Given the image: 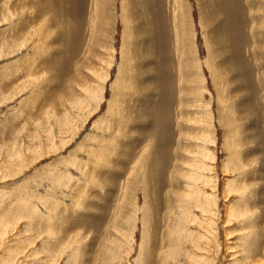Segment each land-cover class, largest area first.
<instances>
[{
	"label": "rangeland",
	"instance_id": "1",
	"mask_svg": "<svg viewBox=\"0 0 264 264\" xmlns=\"http://www.w3.org/2000/svg\"><path fill=\"white\" fill-rule=\"evenodd\" d=\"M120 1L122 2V0H107L105 8L103 6L104 2L102 5L100 0H79L80 9H77L74 0H27L24 2L25 5L23 0H1L0 2V15L4 13L9 17L8 21L16 22V30H19L18 37L15 38V35H13L11 42L17 39V42L20 43L22 39H25L31 45L30 51H27V65L32 64V70L30 71L29 67L28 75L21 71L18 65L19 62H16L9 77H0V220L7 224L3 228L8 238L6 242L10 241L9 238H13L12 233L17 229L13 234L19 238L12 241V243L17 248L20 247L19 250L28 246L27 250L30 249L29 252L31 253L34 248H40L41 252L37 256L30 257L31 264H133L143 240L145 242L144 248L147 249V252L149 251V253H145L146 262L148 258L149 262L151 260V255H149L151 254V246H156L155 253L157 254L154 258L161 260L164 257L162 260H165L170 249V238H174L172 236L167 237V234H171L176 235L173 242L176 257L164 261L163 264H170L175 261L181 264H227L226 256L229 254V245L232 242L243 243L244 237H250L247 242L255 241V244L251 247L252 256L256 259L254 261L256 264H264V0H238V8H234L235 3L229 0H213L212 12L207 11L203 19L200 14L203 9L200 7L199 0H187V3L184 2L185 0H176L179 8L176 14L177 5H175L174 0H162L165 16L163 29L166 28V47H169L166 63L171 78L169 82L172 86L171 90L162 89L160 83L162 79L161 71L153 65L152 67L155 68L159 78L154 76L153 83L160 90L156 97L157 104L160 105L156 127L152 124H144V129L139 134L138 129L140 128L135 125L137 122H135V117L131 118L132 122L128 120L124 128H121L120 125L118 130L115 129L114 122H112V128L104 125L109 122L108 117L96 122L107 109L106 103H103L102 110L89 116L87 122L83 123L84 128L82 127L81 131H77L80 134L77 139L80 138L81 143L83 142L85 146L89 144L88 137L92 135L91 141H94L95 136L99 135L100 143H97L95 149L89 152V146L85 147L86 149L79 147L76 149L77 151L72 150V147L60 148L51 155L49 153H47L48 155L43 154L37 159L38 161L34 160L27 168L19 169L13 174L12 172H5V169L6 171L10 170V166L3 168V158L11 153L13 147L24 150L23 148H27L24 145L29 144L31 147L29 152L33 154L38 149L44 150L51 145L52 142L47 141L46 138L50 134L49 131H54L53 134L56 137L59 134L56 118L51 117L48 119L47 115L43 113L47 110V107L44 110L40 109L39 114L34 110L29 115L19 111V109L21 110L19 91L23 89L24 84L37 82L38 79L41 81L40 89L45 87V90H52L54 97L59 99V97L62 98L61 93L65 92L63 88L69 87L71 83L72 87L68 90V97L70 96L71 103H74L77 102L74 99L75 97H82L83 100H86V98L91 99L92 93L98 85L103 83L101 76L110 74L111 77L115 74L118 63L125 59L123 56L124 51L121 52V50H124L122 47L124 45L123 24L120 20L121 9L118 8ZM204 1L208 2V0ZM229 2L230 5L228 6L227 3ZM238 10H242L240 15L242 25L232 35V29L236 25H232V15L229 11L233 13L237 11L236 14H238ZM182 11L185 12V16L182 15ZM213 15H215V18L210 17L212 21L207 25V17H214ZM19 16L22 22L18 21ZM56 19L59 20L57 22L60 36L59 44L55 41L56 46H52L50 37L51 40H55L56 33L55 31L52 32L53 34L46 33V31L51 30ZM240 19L236 18L235 22L238 23ZM8 21L0 22V45L6 40L1 35V31L9 26ZM154 21V29L160 31L159 20ZM223 21H226L227 26L223 29L220 37V31L217 30V27ZM203 25H207L204 26L205 31L212 33L215 30L218 38L224 37L226 46L230 48L229 55L231 59H229L230 61L233 60V64L231 63L229 67L231 72L224 73L223 78L225 80L222 85H220L218 79L211 76L207 66L208 52L205 48L204 31L201 29ZM184 34L185 38L190 37L192 41L189 45L193 46L187 53H185L181 44ZM62 39L65 41V45L62 44V47L65 48L63 54L60 53ZM238 42L241 43L242 47L240 59L245 61L244 65L241 64L243 71L235 58V47L238 46ZM159 44L160 40L157 39V47H159ZM49 48H52V53H48ZM54 51L58 52L59 56L56 53L54 55ZM231 53L233 56H231ZM20 55L21 53L16 54L15 59ZM51 55H54L55 58L45 64L51 63V67H45V69L37 67L40 62L49 60L45 58H51ZM160 55L162 59L164 55ZM69 56H71L70 63L64 67V70L68 68V73L65 71L66 73L61 75L58 62L66 61ZM224 58H226L225 55ZM221 60L223 59L220 58ZM220 61L217 60L218 63ZM186 62H188L187 66H185ZM182 63L184 66L181 65ZM49 69L52 72L51 74H49ZM40 74L41 76H39ZM52 75L56 76L51 77ZM111 79H108L106 87L108 98L111 97L110 85L113 81ZM130 88L133 89L130 92L133 97L132 100H121L120 106L123 107L126 116L129 108L130 112L137 116V112L140 111L138 106L141 107V98L136 101L138 94L134 89V83ZM42 89L41 91L45 92ZM148 93L149 91L142 94L147 97ZM231 95L232 97H230ZM227 96L230 98L227 101L232 102V108L228 110L229 113L224 110V103H220L221 99H225ZM13 97H15L14 100ZM34 100L30 101L33 102L31 108L39 103L38 100H35L36 102ZM151 107L152 104L149 98L148 101L142 103L145 116H147L148 108ZM114 110L117 111L116 108ZM63 113L65 112L60 114L61 119L66 117L63 116ZM71 113H76V110L72 108L67 116ZM230 114L235 116L237 120L227 122L228 115L229 119L231 118ZM148 120L146 123H148ZM143 121L144 115L141 114L138 122L143 124ZM48 123L50 124L48 125ZM231 125H236V127ZM234 128H236L235 133L231 132L235 130ZM133 129H136L137 133L130 137V131ZM242 129L245 130L242 132ZM165 130L169 131V143H166V148H164V152H161V157L157 152L158 159L154 160L166 163L162 167V170L165 169L161 171L163 174L154 170L156 172L150 175L147 171L148 167L147 169L144 168V162H150L153 159L154 154L152 153L154 150L152 149L160 145L159 141L164 137L163 132ZM90 131L94 133L92 134ZM104 132L108 136H103ZM232 133L240 135L234 138ZM85 134L89 136L87 137ZM58 136L59 140L61 134ZM119 136L121 138L117 140ZM102 137L111 141V144L106 145V142H101ZM129 138L131 139L129 140ZM44 139L46 140L44 141ZM58 140L56 138V142ZM229 143H238L236 144L237 148H242V152L247 155L249 165L246 168H252L250 176L248 175L249 187H253L250 194L252 208L250 210L244 200V205L240 207L244 217L232 211H237L235 205L238 204H234L236 199H230L232 200L230 201L228 197H223L232 193L229 191L230 186L227 183L224 184L225 179H227L225 165L231 157L230 149L228 150L227 147ZM124 145L128 147V149L126 148V154H128L122 156L123 152L121 154L120 152L123 148L125 149ZM200 146L212 147L211 151L216 156L215 160L209 161L211 171L208 172L205 165L206 171L203 172L209 173L208 177L210 179L217 178V184L221 187L218 194L219 206L214 205L213 201L209 207L210 213L216 211L220 214L216 216L217 223L213 224L217 225L215 228H217L218 234L216 235L214 231L209 234L210 243L206 246L207 250L201 252L203 259L196 260L195 257L182 259L190 244L185 242L183 238L186 235L185 231L176 232L175 222L181 217V211L177 210V201H167L166 198L169 195L170 199L174 200V194L178 191L181 194L184 191L182 185L186 177L183 178V175L186 172L200 171L202 149L197 148ZM102 147L107 148V150L103 148L106 151V160L109 161L104 160L107 163L97 161L96 158L98 157L97 153H101L100 149ZM70 151H72L71 156H69ZM73 151L80 154L89 153V157L83 159L84 173H80V170L77 171L76 166L73 165L77 160ZM238 163L239 160L234 162L233 169ZM66 165L71 167L68 168ZM66 167L71 174L69 172L66 175L67 177H64L65 179L60 174L57 179L56 172L59 173L61 170L66 172ZM238 168L241 170V164ZM155 175L156 179H154ZM80 176H84L83 179ZM149 176L152 178H149ZM232 177L230 176L228 180H232ZM158 178H160V181ZM60 180L62 181L60 182ZM93 181L95 184L92 183ZM107 181L110 182L112 187L107 184ZM258 181L261 184L259 186H257ZM224 185L227 186L226 191L223 188ZM160 186L162 187L160 188ZM261 187L262 191L259 190ZM192 188L188 187L187 189L191 192ZM160 190H163V192ZM165 194L167 195L165 196ZM38 196L44 199L45 203L49 200L48 203L46 205L41 203ZM155 197L158 198L156 199L158 201H155ZM181 199L182 197L178 198L179 201ZM86 202L88 205L85 204ZM229 206L230 208L232 206V208L228 214L234 216L233 218L225 214ZM26 207H31V209L27 210ZM24 213L32 217L30 225H27V218L21 217ZM141 213L142 215L146 213L147 217L152 213L153 216H151L150 221L153 219L154 221L142 222ZM181 220L186 224L185 216L181 217ZM233 222L236 224L232 225ZM256 225H258L259 231L254 230L255 235L258 237L253 235L254 230H252V227L255 228ZM224 227L238 229L240 238L233 240L234 237L230 234L229 228L225 231ZM189 230L192 229L189 228ZM245 233L247 234L245 235ZM125 235L128 236L129 240ZM133 235L135 238L133 250L130 255H127L124 253V249L129 246L128 241H132ZM28 238H32V242ZM256 240L259 243H256ZM46 247L48 252H45ZM66 247H70L73 254L71 257L67 255L70 251L67 254L65 253ZM77 248L78 252L75 251ZM234 250H241V247L234 248ZM242 254L241 258H244L247 253L244 251Z\"/></svg>",
	"mask_w": 264,
	"mask_h": 264
},
{
	"label": "bare ground",
	"instance_id": "2",
	"mask_svg": "<svg viewBox=\"0 0 264 264\" xmlns=\"http://www.w3.org/2000/svg\"><path fill=\"white\" fill-rule=\"evenodd\" d=\"M25 1H27V0H23V3ZM100 1L102 2V5H103V2H104L103 6L105 7L106 4H107V2H106L107 0H100ZM199 1L201 3L200 7L203 9L202 12H200V14L202 15V19H203L204 14L207 11L208 12H212L211 11V7H212V4H213V0H208V2L204 1V0H199ZM229 1L236 4V5L235 4L233 5L234 8H238V4H237L238 0H229ZM0 2H1V0H0ZM74 2L76 4L77 9H80L79 0L78 1L74 0ZM122 2L120 1V3H118V6H119L118 8L121 9V15H120L121 18H120V20H121V22L123 24L122 33H123V45L124 46H122V47L124 48V50H121V52L124 51L123 56H124L125 59L122 60L120 58L122 61H121V63H118V66H117V69L115 71V74L113 76H111V77H113L112 78L113 81L111 82V85H110V89H111L110 96L111 97L108 98L107 95H106V87L108 85L107 82H108L109 78L111 79V77L109 76L110 74L109 75L106 74L104 76H101V79L103 80V83L101 85H98L97 89L92 93V98L91 99L86 98V100H83L82 97H75L74 99H76L77 102H74V103H71L72 101L69 99L71 97L70 96L68 97V90H70V88L72 87L71 83L69 84V87H67V88L64 87L63 88L65 90V92L61 93L62 98L59 97V99H57L58 97L57 98L54 97V93H52L53 92L52 90H49V89L45 90L44 89L45 87H43L45 92H42L41 91L42 87L40 86L41 89L39 88V85H40L41 81L38 80V79H37V82L33 81V82H27V85L24 84L23 89H21V91H19V93H20L19 95L21 97V99L18 98L19 100H21L20 105H19L21 110L19 109V111H21L22 113H26L28 115L33 113L34 111H36V113L39 114L40 109L44 110L47 107V110L45 112L43 111V113L45 115H47L48 119H50L51 117H53V119L56 118V125H57V129H58V133L61 134V136H60V138L58 140V137H59L58 135L59 134L56 137V135L53 134L54 131L53 132L49 131L50 134L48 135V133H46L48 135L46 138H47V141L52 142L51 145L49 147H46L47 149L45 148L44 150H39L38 149L39 147L37 145L38 148L36 147V150L37 149L38 150L36 152H34L33 154H31V152H29L30 149H31L29 144L24 145V146H27V148H23L24 150H18L17 149L18 147L17 148L13 147V149H11L12 150L11 153H8L3 158V168L5 169V168H8V166H10V170H11V171L10 170L6 171V169H5V172H12V174H13V173L17 172L19 169L27 168V167L30 166V164L34 160L38 161L37 159H39L40 156H42L43 154L49 153L51 155L52 153L56 152L60 148H65L66 147V149H67L68 147L69 148L72 147L73 148L72 150H76L79 147L80 148L84 147V149H86L85 147L89 146V149H88L89 152L91 150L95 149V146L97 145V143H100V139H99L100 136L96 135L97 137L95 136V139L93 138L94 141L93 140L91 141L92 135L90 137H88L89 135L85 134L88 137V143H89L88 144L86 142L88 145L85 146V144L83 142L81 143L80 138L77 139L79 137V135H80V134H78L77 131L78 130L81 131V128L87 122L89 116L93 115L94 113H98L99 111L102 110L101 107H102L103 103H106L107 109L96 122H98L100 120L102 121L103 118L108 117L109 118V122L108 123L105 122L107 124H104V125L110 126L112 128L113 127L112 126V122H114V127H115V129L118 130V127L120 125H121V128H124L125 127V123L128 120H129V122H132L131 118L135 117L136 118L135 122L137 121L135 123V125L137 126V128H140V129H138L139 134L144 129V126H145L144 124H147V125L148 124H152V125H154V127H156L155 124H157V122H158L159 113H160L159 112L160 105L157 104L158 101H157L156 97H157L158 93L160 92V90L153 83L154 79H155L154 76H156V78H158L155 68L156 69L159 68L160 71H161V74H162L161 78L162 79H161L160 83L162 84V89L171 90V86H172L170 84V82H169V80L171 78H170V76L168 74L169 73L168 72V65L166 63V60H167V57H168L167 49L169 47L168 48L166 47V40H167L166 39V37H167L166 28L163 29V21L165 22V16L163 14L164 2L162 0H122ZM184 2L187 3V0H185ZM230 2L227 3L228 6L230 5ZM174 3H175V5H177V11H175V14H176V13H178V9H179L178 8V2L176 0H174ZM180 3H183V2H180ZM99 4H100V2H99ZM24 5H25V3H24ZM102 5H100V6H102ZM103 6L101 8H103ZM83 9H84V7H83ZM238 11H239L238 14H236L237 11L234 12V13L232 11H229L230 15H232V17H231L232 25L233 24L236 25V27H233V29H232L233 30V34L232 35H234L236 29H239V27L242 25L241 19H240V15L242 13V10H238ZM182 15L185 16V12L184 11H182ZM213 16L214 17H212V16H208L207 17V19H208L207 25L212 21L211 18H213V19L215 18V15H213ZM236 18L240 19V21L238 23L235 22ZM8 19H9V17L7 15H5L4 13L2 15H0V22H4L5 20L8 21ZM17 19H18L19 22H22V19H21L20 16ZM154 20H159L160 26H161L160 31H156L154 29V27H155V21ZM54 21L55 22L52 24L53 27H51V30L48 29L46 31V33L47 32L48 33H52L54 31L56 33L55 40H51V37H50V41H52V46H54L56 44L55 41H57L58 44H59V37H60L59 36V32H58L59 28H58V25H57V22L59 20L56 19ZM16 24H17L16 22L8 21V25L9 26H7L5 29H3L1 31V35L6 38L4 43L0 45V60H1L0 77H3V78L4 77H9V74H11V72H13V70H14V66H15L16 62H19L18 65H19L21 71L24 74L28 75L29 67H30V71L32 70L31 69L32 68V64L29 63V66L27 65V63H28V52L27 51H30L31 45L25 39H22L20 41V43H19V41L17 42V39L14 42H11V38H12L13 35H15V38L18 37L19 30H16L17 29V27H15ZM207 25H203L202 28H201L202 31H204V37H205L204 39L206 41L205 42V46H206L205 48H206V51L208 52V56H207V60H206L207 61V66H208V69L210 70L211 76L214 79H218L220 85H222L224 83V80H225V78H223L224 75H225L224 73H230L231 72L229 67H230L231 63L233 64V60L230 61V59H231V57L229 55L230 48H228V46H226L224 37H222L221 39L218 38V36L215 34V30L212 33L209 32V31H205L204 30V28H205L204 26H207ZM226 26H227L226 25V21L220 22V24H218L217 30L220 31V37L222 36L221 34L223 32V29ZM18 29H20V28H18ZM41 31L43 32V30H41ZM73 31H75V29H73ZM83 31H84V29H83ZM82 35H84V34H82ZM42 37H44V36H42ZM157 39L160 40L159 47H157V45H156ZM191 41L192 40H190V37L189 38H185V34H184L183 39L181 41V44L183 45L185 53H187L189 51V49H192L193 46L191 47L189 45L191 43ZM63 43L65 45V41L62 39L61 52H60L61 54H63L64 51H65V48L62 47ZM208 43H209V45H208ZM81 44H82V42H81ZM40 45H43V44H40ZM237 45L238 46L235 47V52H236L235 58H236V61H238L239 65H240V67H241V69L243 71V66L242 65L245 64V61L240 59V56H242V54H241V49H242L241 43L238 42ZM33 47H32V49H33ZM37 49H38V47H37ZM37 49H36V51H38ZM18 53H21V55L18 58L15 59V56ZM48 53H52V48L51 49L49 48ZM55 53L58 55V52L54 51L53 54L55 55ZM160 54L164 55V57H162V59H161V55ZM54 55H51L52 56V57L50 56L51 58H45V59H49V60H45L44 59L45 61H43V62H40V61H42V60H40L39 61L40 63L37 65V67L40 68V69H45V67H47V68L51 67L52 66L51 63L47 64V65H45V64L51 62L52 59L55 58ZM224 55L226 56V58H224ZM231 56H233L232 53H231ZM70 57L71 56L67 57L66 61H64V62H62V61L58 62V65L61 68V71H60L61 75H64L66 72L68 73V68L64 70V67H65V65H69ZM12 58H14V59L10 60ZM216 58H219V59H217L218 61H220V58L223 59V60H221L218 63ZM7 60H9V61H7ZM187 63L188 62L185 63V66L188 65ZM112 64H113V62H112ZM153 65L155 66L154 69L152 67ZM181 65L184 66L183 63ZM181 69H183V68L181 67ZM49 71H50V69H49ZM51 73L52 72L50 71L49 74H51ZM41 74L39 76H41ZM55 76L52 75L51 77H55ZM244 76H245V74H244ZM66 78H68V77H66ZM132 83H134V89L137 91V94H138L136 96V101H138L141 98L140 99L141 107L138 106V108H140V111L137 112V116L138 117L130 112V108L127 109L128 115L126 116L125 112L123 110V107L120 106L121 105V100L122 101H124V100H126V101L132 100L133 97H132V95H130V92H132V90H133V89L130 88ZM65 84H66V82L64 83V85ZM74 87H75V85H74ZM248 87L250 88V85ZM147 91H149L148 96L144 97L142 93L143 92L147 93ZM15 97H13L12 99L14 100ZM230 97H232V95ZM148 98H149V101L152 104V107L148 108L149 110L146 113L147 116H145V113H144V111L142 109V103H145L146 101H148ZM32 99H35L36 101L38 100L37 102H39V103H38V105H34L31 108V104L33 102H30V101H32ZM229 99L230 98L227 96L225 99H221L222 101L220 102V103H224V110H226V112H228L229 108L230 109L232 108V102L231 101H227ZM164 100H165V98L163 99V101ZM163 101H162V103H163ZM218 102H219V100H218ZM162 103H161V105H162ZM113 106H114V108L117 109V111L114 110ZM72 108H74L76 110V113H71L69 116H67V114H69V111H71ZM11 110H12V108H11ZM61 112H65V113H63L64 114L63 116H66L64 119H61L62 118V116L60 115ZM241 112H242V109H241ZM238 113H239V111H238ZM19 114H21V113H19ZM141 114L144 115L143 124H140L138 122L139 117H140ZM147 120H148V123H146ZM231 120H237V119L233 115H231V118L229 119V115H228V118L226 119V121L228 122V121H231ZM49 124L50 123H48V125ZM94 124H95V122H94ZM46 125H47V123H46ZM231 126L236 127V125H231ZM234 129L235 130L231 131V132L235 133L236 132V128H234ZM101 130H103V129H101ZM244 130L242 129V132ZM135 133H137L136 129H133L132 131H130V137H133V135H135ZM168 133H169V131L165 130L163 132L164 137H162L161 141H159L160 145L157 146L155 149L154 148L152 149V150H154L153 153L151 152L152 154H154L153 159L150 160V162H148V161L144 162L145 163L144 168L147 169V167H148L147 171L150 173V175H152L154 170H156L158 172L159 171L161 172V171H164V169H165L164 168L162 170V167L166 163H163L160 160H156V161H154V160L158 159V157L156 155L157 152H158L159 157H161V155H162L161 152H164L163 150H164V148H166V143L167 144L169 143V141H168V137H169ZM234 133H232V136H234V138H236V136L240 135V134L236 135ZM66 134H68V135L66 136ZM105 135L108 136V134H106L104 132L103 136H105ZM125 137H126V135H125ZM56 138L58 140L57 142H56ZM119 138H121V137L119 136L117 140H119ZM130 139L131 138H129V140ZM45 140L46 139H44V141ZM102 141L106 142V145L111 142V141H108L107 139L105 140L104 137H102L101 142ZM238 143H229L228 146H227L228 150L230 149L229 153L231 154V157H230V160L228 162H226V165H225L226 166L225 169H226L227 179L224 178L225 182L224 181L223 182H224L225 185L227 183V185L230 186V190L229 191H231L232 193L224 195L223 197L224 198L228 197L229 200L230 199H234V200L236 199V201H238V202L235 201L234 204H238V205H235V208L237 209V211L236 210H232V211L237 213V214H241L242 217H244V215L242 214V211L240 210V207L242 205H244L243 204L244 200L246 201V205L249 206L250 210L252 208L251 207L252 205H251V202H250V200H251L250 199V194L253 191V187H249L250 184H249V177H248V175L252 171V168H246L249 165V163L247 162V155L242 152V150H243L242 148H240V149L237 148L236 144H238ZM42 144H43V141H42ZM117 144H119V143H117ZM31 145H32V143H31ZM239 147H242V146H239ZM103 148L104 147H102V149H100L101 153H97V155H98V157H96L97 161L105 162L104 160L107 159V157L105 156L106 155V151H104V149L107 150V148H104V149ZM126 148L128 149L127 145L125 146V149L123 148V150L120 152V154L123 152L122 156L128 154V153L126 154V152H127ZM197 148H201L202 149V152H201V154H202V156H201L202 157V164H201V166L199 168L200 171L194 172V170H192L193 172L191 171V173L190 172H188V173L186 172V174L183 175V178L186 177L184 179V184L182 185L184 187V191L181 194H179L180 193L179 191L176 194L173 193L174 194L173 196H175L174 200H171L172 198L170 199L169 195L166 198L167 201L168 200L172 201V202L173 201H177V203H176L177 210H179V212L181 211V217H183V216L186 217V224H184V222L181 220V217H179L177 221L175 220L176 221L175 222L176 232L185 231L186 235L183 236V238L185 239V242L190 244L189 246L187 245L189 248H188L187 252L185 253V255L182 257V259H185V258L188 259L189 257H195L196 260L203 259V257L201 256V252H204L205 250H207L206 246L210 243L209 234H211L212 231H214L216 233V235L218 234L217 231H216L217 228H215V226H217V225H213V224L217 223L216 216H218L220 214H218V212H216V211L214 213H210L209 207L212 205L213 201H214V205L219 206L220 200H219L218 194H219V191L221 190L220 189L221 187H219L220 185L217 184V181H218L217 178L216 179L214 178L216 180V182H215L214 179H210L208 177L209 173H207V174L204 173L206 170L208 172L211 171V169L209 167V161L210 160H215L216 156L211 151L212 147H202V146H200V147H197ZM76 151H73V152H75V158L77 157V160H75L73 165L76 166L77 171L80 170V173H84L83 166H85V165H84V160L83 159L85 157H89V153L86 152L84 154H80V153H78ZM44 152H46V153H44ZM71 152L72 151H70L69 156L72 155ZM54 156H55V154H54ZM119 157H121V156H119ZM115 160L117 161V159H115ZM238 160H239L238 165H236L235 168L233 169L234 162L238 161ZM107 162H109V161H107ZM107 162H105V163H107ZM27 164H29V165H27ZM89 164H90V162H89ZM240 164L242 166L241 170H239V168H238ZM205 165H206V170H205ZM69 166L70 165H68L67 167L69 168ZM67 167H66V172L62 171V170H61V172L58 170L59 173L56 172L57 173L56 174L57 179L60 177V174L62 175L63 178L66 175H68L70 170L67 169ZM64 168H65V166H64ZM145 169H144V171H146ZM235 171H236V173H235ZM50 173H52V172H50ZM172 173L174 174V172H172ZM231 173H233V174H231ZM70 174H71V172H70ZM156 174H158V173H156ZM161 174H163V173L161 172ZM73 176H74V174H73ZM81 176H80V178L83 179V177L85 175L83 177H81ZM230 176L231 177L234 176V177H232V180L229 181L228 178ZM88 177H89V175H88ZM154 177H155L154 179H156V175ZM162 177H164V176H162ZM149 178H152V177L149 176ZM51 179H52V177H51ZM96 179H97V177L95 178V180ZM158 179L160 181V178H158ZM61 181L62 180H60V182ZM149 181H150V179H149ZM96 182H97V180H96ZM107 182H108L107 184L112 187L110 182L109 181H107ZM258 182L259 183H258L257 186H259V184H260V181H258ZM92 183L95 184L94 181ZM161 184H162V182H161ZM101 185H102V183H101ZM225 185L223 186V188H225L224 190L226 191V187L227 186H225ZM161 187L162 186H160V188ZM188 187H191V188L193 187L191 192L188 191V189H187ZM262 187H261V189L259 188V190L262 191L263 190ZM177 190H175V191H177ZM152 192H154V191H152ZM161 192H163V190ZM165 192H166V190H165ZM65 193H66V191H65ZM152 195H153V193H152ZM166 195L167 194H165V196ZM177 195H179V196L177 197ZM171 196H172V194H171ZM179 197H182V199L180 201L178 200ZM156 199H158V198L155 197V201H158ZM40 200H41V203H44L45 205L49 201V200H47V203H45L44 199L40 198ZM230 201H232V200H230ZM249 203H250V205H249ZM85 204H87V202ZM227 205H228V203H227ZM18 206H20V205H18ZM53 207H55V206H53ZM231 208H232V206H231ZM231 208L229 206L228 211H226L225 214L230 213L231 212ZM26 209L30 210L31 207L30 208L26 207ZM141 212H143V211L141 210ZM220 212H222V211L220 210ZM151 214L152 213H150V215H148V217H147L146 213H144L143 215L141 213L142 222L143 221H149V222L152 221L153 222L154 219L150 221L151 216H153V214L152 215ZM228 215H230L232 218L234 217L231 214H228ZM21 217L27 218L28 219L27 225H30V220L32 221V217L29 214L24 213V214L21 215ZM147 218H148V220H147ZM190 220H191V222H190ZM223 220H225V219H223ZM5 221H6V219H5ZM234 223L235 222H233L232 225L236 224V223L235 224ZM5 226H7V224L3 223V220H0V264H31V260H30L31 258L30 257L31 256H37L38 253L41 252L40 248H38V247L34 248L31 253L29 252L30 249H29V251L27 250L28 246L25 249L19 250L20 247L17 248V246L12 243V241H14V240L19 238V237L15 236V234H13V233H15L17 231V229L15 230V232H13V233L11 232L13 238H9L10 241L6 242V239H8V238L6 236V231L3 230V228ZM189 228H191L192 230H189ZM228 228L230 230L229 231L230 234H232L233 237H234L233 240H237L238 238H240L238 229H233V228L230 229V227H228ZM228 228L224 227L225 231L228 230ZM254 229L258 230L259 229L258 225H256L255 228L253 226L252 230H254ZM164 233H163V237L165 238ZM246 234L247 233H245V235ZM253 235H255V230L253 232ZM170 236L175 238L176 235L167 234V237H170ZM8 237H9V235H8ZM10 237H11V235H10ZM125 237L127 238V240H129L127 235H125ZM255 237H258V236L255 235ZM174 238H170V242H171L170 243V249L168 251V254H167L165 260H162L164 257H162L161 260H158V259L154 258L155 254H157V253H155V250H156L155 247L156 246L155 247L151 246L152 249L149 248L151 250V254H149V255H151L150 262H149V258H148L147 262L145 261V253H149V251L147 252V249L144 248L145 242L143 240L141 242V244H140V251H139L138 255L136 256V258L133 260V264H160V262H162V264H163L164 261H167L169 259L175 258L176 254L174 252L175 248H174V243H173L174 242ZM248 238H250V237H244L243 243L237 244V243H233L232 242V244L229 245V247H228L229 248V254H228V256H226L227 264H256V262L254 261L256 259H254V257L252 256V253H251V247L255 244V241L253 240L251 242H247ZM28 239L32 242V238H28ZM131 239H132V241L130 240L131 242L128 241L129 246L128 247L126 246L127 248L125 247V249H124V253L127 254V255H130L132 250H133L132 249L133 248V242H134V239H135L134 235H133V238H131ZM257 241L258 240H256V243H259L260 239H259L258 242ZM217 247H220V246H217ZM239 247H241V250H238V251L234 250L233 251L234 248L236 249V248H239ZM249 247H250V249H249ZM129 249H130V251H129ZM64 251L67 254L68 251H70V247H66ZM75 251L78 252V248L75 249ZM244 251L247 254H245L244 258H241L242 255H243L242 253ZM45 252H48V248L47 247L45 249ZM73 253H74V251H73ZM67 255L69 257H71L73 254L70 251ZM258 260H260V259H258ZM170 264H181V263L175 261V262L170 263ZM182 264H185V263H182Z\"/></svg>",
	"mask_w": 264,
	"mask_h": 264
}]
</instances>
